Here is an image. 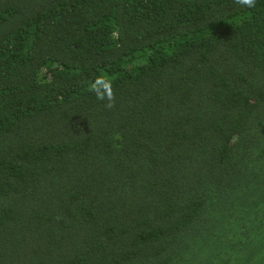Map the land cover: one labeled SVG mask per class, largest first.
I'll list each match as a JSON object with an SVG mask.
<instances>
[{
    "label": "trees",
    "instance_id": "16d2710c",
    "mask_svg": "<svg viewBox=\"0 0 264 264\" xmlns=\"http://www.w3.org/2000/svg\"><path fill=\"white\" fill-rule=\"evenodd\" d=\"M0 264H264V0H0Z\"/></svg>",
    "mask_w": 264,
    "mask_h": 264
},
{
    "label": "clouds",
    "instance_id": "9594fccd",
    "mask_svg": "<svg viewBox=\"0 0 264 264\" xmlns=\"http://www.w3.org/2000/svg\"><path fill=\"white\" fill-rule=\"evenodd\" d=\"M236 3L247 8L255 7L256 0H236ZM89 90L99 101H106L105 107L111 109L115 107L116 97L113 88V78L107 74L98 75L89 84Z\"/></svg>",
    "mask_w": 264,
    "mask_h": 264
}]
</instances>
